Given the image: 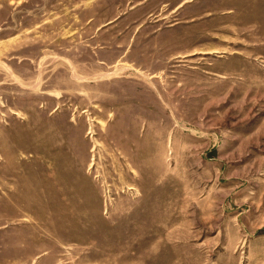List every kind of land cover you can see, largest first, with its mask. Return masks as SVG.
Masks as SVG:
<instances>
[{
    "label": "rangeland",
    "instance_id": "1",
    "mask_svg": "<svg viewBox=\"0 0 264 264\" xmlns=\"http://www.w3.org/2000/svg\"><path fill=\"white\" fill-rule=\"evenodd\" d=\"M0 264H264V0H0Z\"/></svg>",
    "mask_w": 264,
    "mask_h": 264
}]
</instances>
